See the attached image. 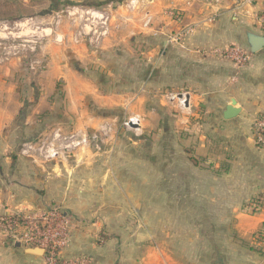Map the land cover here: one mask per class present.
Segmentation results:
<instances>
[{"label": "crops", "instance_id": "0c3cea01", "mask_svg": "<svg viewBox=\"0 0 264 264\" xmlns=\"http://www.w3.org/2000/svg\"><path fill=\"white\" fill-rule=\"evenodd\" d=\"M90 3L74 5L57 31L64 40L42 47L39 69L17 58L0 66V220L57 204L72 220L64 256L91 264H264V148L255 131L264 47L253 53L247 40L264 35V0ZM88 11L109 17L106 33L76 42ZM234 46L250 53L244 65L226 55ZM179 88L185 109L167 100ZM233 99L240 111L226 118ZM129 111L144 116L139 130L165 135L131 133L37 164L19 153L43 131L114 127ZM17 243L0 226V264H44Z\"/></svg>", "mask_w": 264, "mask_h": 264}, {"label": "built area", "instance_id": "2783aa9c", "mask_svg": "<svg viewBox=\"0 0 264 264\" xmlns=\"http://www.w3.org/2000/svg\"><path fill=\"white\" fill-rule=\"evenodd\" d=\"M133 3L134 1H132ZM81 18L84 19V22L79 25V30L73 35L74 41L78 42L89 34L91 36L97 34L95 41H98L100 36L106 33L109 20L107 15L94 16L88 11ZM62 19V17L56 19L55 27L57 29H59ZM259 21L264 27V15L259 17ZM87 27H90L89 33L86 32ZM50 29L53 32L54 29ZM102 29L105 31H102ZM187 34L188 31L182 32V37ZM49 35L50 33H46L45 28L26 21L20 26L17 35H8L0 39V64L18 57L27 59L26 55L31 54L30 69L37 70V67L40 68L42 64V60L38 59L36 54L39 44L43 38ZM225 53L240 65L247 63L250 58L248 51L236 46L225 49ZM185 95V93L172 92L168 95V98L171 101L177 100L179 105L185 106L187 101ZM141 122V116L136 115L131 117L126 125L131 126ZM263 130L264 120H256L257 144L262 148H264ZM98 135L99 133H89L85 129L65 133L60 128H54L35 139L21 143L19 153L34 164L69 160L77 151L90 147L96 142ZM0 226L3 233L14 242L42 248L44 251V264H91L90 259L84 255L72 258L64 256V250L68 247L71 239L72 220L68 212L57 204L35 211L8 213L1 218Z\"/></svg>", "mask_w": 264, "mask_h": 264}, {"label": "rangeland", "instance_id": "374dc122", "mask_svg": "<svg viewBox=\"0 0 264 264\" xmlns=\"http://www.w3.org/2000/svg\"><path fill=\"white\" fill-rule=\"evenodd\" d=\"M91 1L93 0H0V39L5 38L8 35H17V33L20 30V26L25 23L26 21L28 22H33L35 25H39L41 28L46 29V33H50L49 36L43 38L41 40V43L39 44L38 50H37V58L43 61L41 54V49L42 47L47 43H53L57 41H63L61 40L63 37L61 35H57L58 29L55 27L56 25V19L58 17H62L61 24L59 25L60 30L63 29V27H67V20L69 16V12L73 10L74 5L79 6L77 8H89ZM96 1H101V0H96ZM126 1V0H125ZM89 2V3H88ZM97 6V5H96ZM83 24V21L81 20L80 25ZM53 28V32H51V29ZM56 31V34H55ZM67 37L66 35H64ZM185 37V36H184ZM183 37V38H184ZM27 59L25 58L24 61L27 62L28 66L30 65L29 60L31 58V54H27ZM16 59V58H15ZM17 59H20L19 57ZM13 60V59H12ZM10 62V61H9ZM7 62V63H9ZM7 63H1L0 66H3ZM30 69V66H29ZM39 69V67H37ZM30 71H36V70H31ZM124 84H128V82L124 81ZM187 89H175L173 90H168L166 92L167 94V100H169L168 95L172 92L176 93H185L184 91ZM171 100H169L170 102ZM177 105L185 109L187 106V101L185 103V106L179 105L177 100H175ZM173 102V101H172ZM141 109L144 108L145 110L147 107H140ZM139 115L137 112L131 113L129 111L128 113H124L122 118L119 119V122L115 124L113 127L112 124H102V126H105L104 128L100 126L98 129H89V128H84L86 131L89 133H99L98 139L94 147H96V150H102L100 147L101 143H104L107 139H115L116 137H121L129 139L131 138V133H138L139 137L141 139H153L156 137H161L165 135V132L160 129V128H155L152 131H142L139 130L140 127L136 126H129L126 125V122H129V119L133 116ZM140 116V115H139ZM142 120L144 116H141ZM153 122V120H152ZM51 130H46L43 131V134L50 132ZM169 133V132H168ZM42 134V135H43ZM130 141V140H129ZM92 144V145H93ZM91 145V146H92ZM160 160L159 162H161ZM259 208V203L258 201L253 202L251 204V210L253 212L256 211V209ZM258 243V242H257Z\"/></svg>", "mask_w": 264, "mask_h": 264}, {"label": "water", "instance_id": "95a60500", "mask_svg": "<svg viewBox=\"0 0 264 264\" xmlns=\"http://www.w3.org/2000/svg\"><path fill=\"white\" fill-rule=\"evenodd\" d=\"M247 40L248 44L250 46V49L253 53L258 52L264 47V35L258 34L255 32H248L247 34ZM237 101L235 99L232 100V103L227 106L226 112L224 116L226 118H232L238 112L240 111V108L236 107ZM132 126L136 127L135 124H132ZM18 245H21V243H17ZM31 253H36L39 255H43V249L39 247H31L28 249Z\"/></svg>", "mask_w": 264, "mask_h": 264}, {"label": "trees", "instance_id": "16d2710c", "mask_svg": "<svg viewBox=\"0 0 264 264\" xmlns=\"http://www.w3.org/2000/svg\"><path fill=\"white\" fill-rule=\"evenodd\" d=\"M257 120H264V114H259V115L257 116ZM262 134H263V136H264V130L262 131Z\"/></svg>", "mask_w": 264, "mask_h": 264}]
</instances>
